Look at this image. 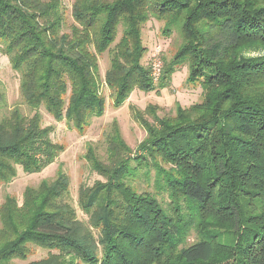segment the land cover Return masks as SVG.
<instances>
[{
	"label": "trees",
	"instance_id": "1",
	"mask_svg": "<svg viewBox=\"0 0 264 264\" xmlns=\"http://www.w3.org/2000/svg\"><path fill=\"white\" fill-rule=\"evenodd\" d=\"M71 18L63 30L60 0H0V53L34 110L14 108L0 119V184L17 166L40 172L63 151L52 127L41 125L40 107L78 131L104 113L105 52L104 83L116 107L134 89L169 85L184 63L202 100L154 123L131 107L147 134L135 153L117 128L107 162L88 148L85 158L105 179L79 194L96 240L76 220L61 171L27 186L20 203L6 196L0 264L26 258L30 244L57 253L28 264H264V0H73ZM149 18L182 40L156 81L142 63ZM248 46L257 53L245 54ZM146 110L154 115V106ZM139 180L155 194L138 190ZM192 232L196 240L186 243Z\"/></svg>",
	"mask_w": 264,
	"mask_h": 264
},
{
	"label": "rangeland",
	"instance_id": "2",
	"mask_svg": "<svg viewBox=\"0 0 264 264\" xmlns=\"http://www.w3.org/2000/svg\"><path fill=\"white\" fill-rule=\"evenodd\" d=\"M64 11L65 26L67 30L72 23L71 7L73 0H60ZM164 21L149 18L143 25L141 38L147 52L142 59V63L151 66L152 62L159 60L169 62L181 44L182 40L176 30L168 34L162 32ZM121 28L118 30L120 36ZM251 47L243 48L245 54L255 55L256 51H251ZM109 65V55L107 52L98 57V69L100 80V92L105 98L104 113L99 117H91L88 125L83 131H78L70 127L65 120L57 121L49 114L44 107L38 109L41 115V125L51 126L50 138L52 141L63 146V151L58 154L54 161L36 173H25L17 166L16 176L7 183L0 184V205L6 196L14 197L18 203L21 202L22 194L27 186H36L41 180L52 181L58 171L65 173L69 179L68 200L74 209L76 220L84 229L91 232L94 240L98 237L96 229L89 223V216L79 205L80 191L91 188L97 181L104 182L105 179L92 169L90 163L85 158L88 148H91L96 156L103 162H107L108 139L117 128L121 139L135 153L138 145L146 138L145 128L134 119L131 107L135 108L143 118L154 123L155 117L173 116L176 106L188 107L191 104L200 103L202 100V89L199 82H188L189 75L187 64L179 65L172 73L169 85L152 91H142L134 89L128 98L116 107L113 105L111 92L104 83V73ZM20 74L12 69L6 55L0 53V119L7 115L12 109L18 108L26 115L31 116L34 110L30 109L20 94L19 90ZM154 106V115H151L146 108ZM138 190H148L155 194L153 185L143 180L135 185ZM196 240V235L192 232L186 243ZM29 253L24 259H14L12 264H28L34 261L46 259L50 254L57 251L41 248L33 244L29 245Z\"/></svg>",
	"mask_w": 264,
	"mask_h": 264
},
{
	"label": "built area",
	"instance_id": "3",
	"mask_svg": "<svg viewBox=\"0 0 264 264\" xmlns=\"http://www.w3.org/2000/svg\"><path fill=\"white\" fill-rule=\"evenodd\" d=\"M151 75L154 81H156L160 75V70H161V62L159 60H155L151 64Z\"/></svg>",
	"mask_w": 264,
	"mask_h": 264
}]
</instances>
